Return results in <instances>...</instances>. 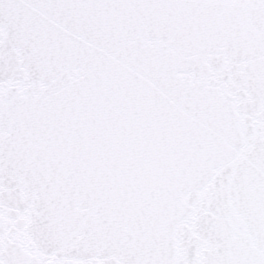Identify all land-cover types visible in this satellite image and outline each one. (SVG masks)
<instances>
[{
    "label": "snow or ice",
    "instance_id": "snow-or-ice-1",
    "mask_svg": "<svg viewBox=\"0 0 264 264\" xmlns=\"http://www.w3.org/2000/svg\"><path fill=\"white\" fill-rule=\"evenodd\" d=\"M0 264H264V0H0Z\"/></svg>",
    "mask_w": 264,
    "mask_h": 264
}]
</instances>
